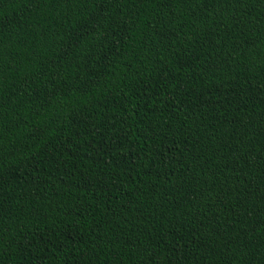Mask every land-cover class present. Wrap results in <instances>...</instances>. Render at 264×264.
<instances>
[{"label": "trees", "instance_id": "trees-1", "mask_svg": "<svg viewBox=\"0 0 264 264\" xmlns=\"http://www.w3.org/2000/svg\"><path fill=\"white\" fill-rule=\"evenodd\" d=\"M0 264H264V0H0Z\"/></svg>", "mask_w": 264, "mask_h": 264}]
</instances>
